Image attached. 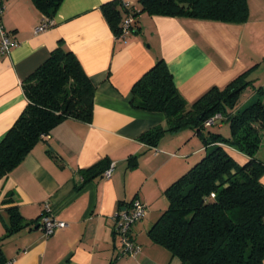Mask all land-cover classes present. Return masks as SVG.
<instances>
[{
	"label": "crops",
	"instance_id": "0c3cea01",
	"mask_svg": "<svg viewBox=\"0 0 264 264\" xmlns=\"http://www.w3.org/2000/svg\"><path fill=\"white\" fill-rule=\"evenodd\" d=\"M105 1L61 0L52 23L34 31L43 13L32 0H0L1 21L17 41L0 52V138L26 105L23 77L58 41L73 51L95 85L90 121L65 118L0 178L4 264H179L151 241L147 230L167 206L166 186L204 149L192 128L165 131L153 145L139 140L144 131L165 127L166 118L162 111L134 107L131 86L163 58L188 102L244 71L252 84L240 93L239 103L254 99L258 86L264 91V0H247L248 18L242 23L141 11L131 14L132 27L125 36L110 28L100 9ZM125 1L126 8L140 7L138 0ZM213 131L223 134L220 128ZM230 153L239 162L246 159L234 149ZM102 157L108 159L107 167L82 182L80 169ZM106 169L111 170L108 178L103 176ZM260 181L264 184V173ZM9 192L12 197L6 198ZM135 198L146 204V212L130 227L139 249L129 254L121 251L114 216ZM10 206L23 224L4 236ZM46 206L67 223L49 236L38 223Z\"/></svg>",
	"mask_w": 264,
	"mask_h": 264
},
{
	"label": "trees",
	"instance_id": "16d2710c",
	"mask_svg": "<svg viewBox=\"0 0 264 264\" xmlns=\"http://www.w3.org/2000/svg\"><path fill=\"white\" fill-rule=\"evenodd\" d=\"M43 15L52 17L61 0H32ZM138 10L123 0H108L100 9L116 36L124 13L193 17L242 23L248 18L247 0H138ZM27 102L0 138V178L21 162L43 136L65 118L90 121L95 85L78 58L60 40L48 56L22 79ZM252 82L247 71L222 87L211 86L188 102L178 91L163 58H158L131 86L130 103L162 111L166 125L150 128L138 137L156 144L165 131L192 128L204 152L164 189L166 208L147 230L152 242L176 256L179 264H264V160L256 156L264 130L263 89L240 104V93ZM215 113L229 134L208 129L204 121ZM214 123V122H213ZM208 126V125H207ZM245 155L243 162L230 153ZM130 159V165H133ZM102 157L80 169L82 182L102 173ZM12 197V192L6 198ZM4 236L22 227L15 206L7 208ZM3 237H0V240ZM6 258L0 248V264Z\"/></svg>",
	"mask_w": 264,
	"mask_h": 264
},
{
	"label": "built area",
	"instance_id": "2783aa9c",
	"mask_svg": "<svg viewBox=\"0 0 264 264\" xmlns=\"http://www.w3.org/2000/svg\"><path fill=\"white\" fill-rule=\"evenodd\" d=\"M128 2L123 0V5L128 6ZM3 4L0 2V52L5 53L10 50L11 47L15 46L17 41L11 34L9 30H7L2 21L1 14L3 12ZM133 16L131 14L123 17L121 21L122 32L120 36H125L132 27ZM52 23V17L43 15L41 21L34 28V31H39L45 29ZM221 117L220 113H215L212 116L208 117L204 121V125H210L215 120ZM110 169H106L103 172V176L108 178L110 176ZM146 212V204L138 199H132L131 202L126 206L122 207L118 210L114 216V231L118 237V240L121 245V251L124 253L135 254L139 246L132 241L129 236V231L131 225L139 218H141ZM38 223L42 229V233L44 236H49L53 234L55 231L65 227L67 225L65 220L59 219L55 217L50 208L46 206V209L39 217Z\"/></svg>",
	"mask_w": 264,
	"mask_h": 264
},
{
	"label": "rangeland",
	"instance_id": "374dc122",
	"mask_svg": "<svg viewBox=\"0 0 264 264\" xmlns=\"http://www.w3.org/2000/svg\"><path fill=\"white\" fill-rule=\"evenodd\" d=\"M206 127L207 128H213V130L220 128V130L223 132V134L224 133L229 134V128H228V124L226 122L214 121V123H212ZM202 155H203V153L200 156H202ZM256 156L258 158L264 160V131L261 132V142H260V146L256 152Z\"/></svg>",
	"mask_w": 264,
	"mask_h": 264
}]
</instances>
